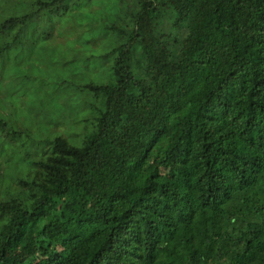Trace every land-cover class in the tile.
<instances>
[{
  "label": "trees",
  "instance_id": "16d2710c",
  "mask_svg": "<svg viewBox=\"0 0 264 264\" xmlns=\"http://www.w3.org/2000/svg\"><path fill=\"white\" fill-rule=\"evenodd\" d=\"M6 1L0 57L64 0ZM109 8L90 26L104 51L83 58L101 71L59 81L69 136L22 174L7 144L31 131L0 112V264H264V0Z\"/></svg>",
  "mask_w": 264,
  "mask_h": 264
},
{
  "label": "rangeland",
  "instance_id": "374dc122",
  "mask_svg": "<svg viewBox=\"0 0 264 264\" xmlns=\"http://www.w3.org/2000/svg\"><path fill=\"white\" fill-rule=\"evenodd\" d=\"M32 1L7 0L3 4L7 9L6 15L9 12L30 11ZM111 1L115 2L64 0L57 6L49 5L51 7L39 9L21 29L16 43L13 42L0 57V88L5 87L9 91L0 90L1 115L10 121L12 128L22 129V126H27L31 131L28 142L24 141L23 133L11 140L14 143L7 144L16 147L9 158L11 163L15 162L13 168L16 173H24V159L33 157H25L26 154L34 148H47L44 139L54 133L69 136V124L64 121L70 119L66 116H71L68 110L72 109L68 108V95H65L68 90H62L59 81L70 78L71 82L80 83L90 76L89 70L97 74L101 71V66L95 61H92L90 68L83 65V58L97 56L104 51L103 43L90 44V26L96 25L95 22L102 14L107 16L106 9L110 7ZM2 16L4 14L0 11V19ZM80 101L81 98L75 102L78 105ZM59 118L60 122L54 121ZM54 122H57L55 128ZM71 129L80 130V124L79 127L71 126ZM19 146L23 148L21 151L18 150ZM25 148L30 149L25 151Z\"/></svg>",
  "mask_w": 264,
  "mask_h": 264
}]
</instances>
